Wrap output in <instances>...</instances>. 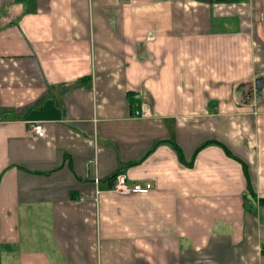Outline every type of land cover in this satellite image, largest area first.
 I'll list each match as a JSON object with an SVG mask.
<instances>
[{"label":"crops","instance_id":"obj_1","mask_svg":"<svg viewBox=\"0 0 264 264\" xmlns=\"http://www.w3.org/2000/svg\"><path fill=\"white\" fill-rule=\"evenodd\" d=\"M0 264H264V0H0Z\"/></svg>","mask_w":264,"mask_h":264},{"label":"built area","instance_id":"obj_2","mask_svg":"<svg viewBox=\"0 0 264 264\" xmlns=\"http://www.w3.org/2000/svg\"><path fill=\"white\" fill-rule=\"evenodd\" d=\"M140 111L136 110V115H139ZM33 131L42 136L44 135V128L42 123L35 124L33 126ZM96 182H99V179H96ZM114 188L116 191L128 194L131 192H148L153 188V184L151 182H130L128 177L124 173H118L115 178Z\"/></svg>","mask_w":264,"mask_h":264},{"label":"water","instance_id":"obj_3","mask_svg":"<svg viewBox=\"0 0 264 264\" xmlns=\"http://www.w3.org/2000/svg\"><path fill=\"white\" fill-rule=\"evenodd\" d=\"M257 87L258 89H261L263 87V82L257 81Z\"/></svg>","mask_w":264,"mask_h":264},{"label":"trees","instance_id":"obj_4","mask_svg":"<svg viewBox=\"0 0 264 264\" xmlns=\"http://www.w3.org/2000/svg\"><path fill=\"white\" fill-rule=\"evenodd\" d=\"M179 150H180V149H179ZM227 152H229V151L227 150ZM180 157L183 158L182 153H181V150H180ZM115 177H116V176H115Z\"/></svg>","mask_w":264,"mask_h":264}]
</instances>
